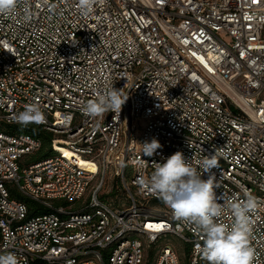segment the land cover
<instances>
[{
	"label": "built area",
	"instance_id": "2783aa9c",
	"mask_svg": "<svg viewBox=\"0 0 264 264\" xmlns=\"http://www.w3.org/2000/svg\"><path fill=\"white\" fill-rule=\"evenodd\" d=\"M112 86L129 97L119 117L85 116ZM34 103L53 140L31 163L42 139L8 128ZM153 138L163 147L145 156ZM177 151L193 166L218 152L219 203L257 198L250 243L264 264V0H98L88 17L78 0H22L0 15V255L145 264L146 248L173 234L189 264H208L196 226L137 183ZM155 264L183 263L163 245Z\"/></svg>",
	"mask_w": 264,
	"mask_h": 264
},
{
	"label": "clouds",
	"instance_id": "9594fccd",
	"mask_svg": "<svg viewBox=\"0 0 264 264\" xmlns=\"http://www.w3.org/2000/svg\"><path fill=\"white\" fill-rule=\"evenodd\" d=\"M98 0H78L80 14L90 16ZM22 0H0V15H14ZM28 17L26 16L25 19ZM121 89L114 86L98 92L83 108V114L92 119H102L105 113L113 112L119 117L128 100ZM113 118V119H114ZM21 126L41 124L45 116L38 104L26 105L13 117ZM163 146L158 139L142 144L143 154L152 157ZM147 162V161H145ZM154 171L147 179L137 183L146 187L168 206L175 219L194 224L202 233V254L208 264H253L256 253L251 246L252 214L258 207L255 196L246 193L243 200H232L225 204L218 202L213 169L219 167L218 152L204 156L193 166L192 158H186L177 151L163 162H152ZM198 168L202 171H198ZM207 174V178L204 175ZM230 211L232 221L224 223L221 217ZM0 264H18L13 253L0 255Z\"/></svg>",
	"mask_w": 264,
	"mask_h": 264
},
{
	"label": "rangeland",
	"instance_id": "374dc122",
	"mask_svg": "<svg viewBox=\"0 0 264 264\" xmlns=\"http://www.w3.org/2000/svg\"><path fill=\"white\" fill-rule=\"evenodd\" d=\"M141 129H138V133H140ZM110 179H107L106 186L103 189L101 193V198L105 201H109L110 199H116L117 197V192H113L111 194H108V190L110 187ZM163 245H171L175 247L181 258H182V263L183 264H189L187 251L188 249L186 248V245L182 240H180L178 237L174 236L173 234H167L163 236L156 245H153L151 248H146L145 252V264H155L156 262V253L158 250L163 246Z\"/></svg>",
	"mask_w": 264,
	"mask_h": 264
},
{
	"label": "trees",
	"instance_id": "16d2710c",
	"mask_svg": "<svg viewBox=\"0 0 264 264\" xmlns=\"http://www.w3.org/2000/svg\"><path fill=\"white\" fill-rule=\"evenodd\" d=\"M8 129H13V130L21 129L28 134H32L42 139L43 147L38 153H36L30 158L31 163L40 161L44 157L48 156V154L50 153V146L53 140V135L45 131L39 125H36V124H28L27 126L13 125V126H9ZM26 201H28L31 208H33L34 204L30 200H26Z\"/></svg>",
	"mask_w": 264,
	"mask_h": 264
}]
</instances>
